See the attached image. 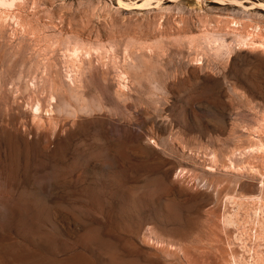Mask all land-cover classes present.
<instances>
[{
  "label": "rangeland",
  "instance_id": "1",
  "mask_svg": "<svg viewBox=\"0 0 264 264\" xmlns=\"http://www.w3.org/2000/svg\"><path fill=\"white\" fill-rule=\"evenodd\" d=\"M255 82L264 0H0V264L254 262L203 193H258Z\"/></svg>",
  "mask_w": 264,
  "mask_h": 264
},
{
  "label": "bare ground",
  "instance_id": "2",
  "mask_svg": "<svg viewBox=\"0 0 264 264\" xmlns=\"http://www.w3.org/2000/svg\"><path fill=\"white\" fill-rule=\"evenodd\" d=\"M119 2V1H118ZM219 49H222V48H219ZM91 63V62H90ZM90 66H91V64H90ZM58 77H60V76H58ZM61 79V78H60ZM255 80V79H254ZM63 82V81H62ZM61 83V82H60ZM252 83V82H251ZM256 84V87H257V89H258V91L260 92V97H261V101L260 102H258L259 100H257V102H256V100L255 99H257V98H254V100H255V103H256V105H255V103L254 104H252V106L254 105L256 108H260V112L257 110V109H255V107L253 108V107H251V108H253V109H255L256 111H254V112H256V115H258L257 113L259 112V115L258 116H256V117H258L259 118V120H258V123H256V127H254L253 129V131H252V129H251V131H252V133L253 134H251L252 136H250L251 138V143H252V145L249 147V148H247L248 146H242V147H244L243 149H242V147H240L241 149H242V151L241 150H237L239 147H237V149H235V148H232V150H230L228 153L230 154V155H232V157H233V155H235V158H236V150L239 152V155H240V153H241V155H243L242 156V158H245V155H252V157H254L253 155H256L257 156V158H258V160H259V157L262 159V161L263 162H261L260 164H259V161L261 160H257L258 161V163H257V165L259 164V167H260V165H263V167H261L262 168V170L260 171L259 170V168L256 170L255 169V167L253 168V166H257V165H253L252 167H249V166H251L250 164L248 165L247 164V161H246V164L245 163H243L242 162V164H245L247 167H249V168H253V169H255V170H253V169H250V172H252L251 173V175H254V176H257L258 178V180L257 181H259L258 182V185H257V187H258V193H257V195L256 196H248L247 194H245V192H244V190H245V188L246 187H248L247 185H249V183L247 184V180H246V183H242V182H245V181H242V182H239L238 184H237V181H236V184H237V188L235 189V188H233L234 187V183H233V185H231V187H232V194H230V192H229V194L227 193L228 192V190H227V192H225V190L223 191V190H221L220 189V187L218 188V189H220V191L217 189V187H216V189H212V191H213V194H211V193H203L204 195H203V200H205V201H207L208 203H213V205L212 206H214L213 208V212H214V210H216V208L217 207H220V209H219V211L218 212H220V210H221V207H222V210H223V212L226 210H230V208L228 207V209H225L226 207H227V204L228 203H230L231 204V208H233L234 206H236L235 208H236V210L237 209H240V210H242V212H243V214L241 215V217H240V215L238 214L237 215V217L239 216L240 218H242V221L241 222H239L238 221V218L237 217H235V216H233V212L236 214V212H238V211H233L232 212V218H236L237 220L236 221H238V222H236V221H234L233 219H231L230 220V216L228 217L225 213H226V211L223 213V217H222V215H221V217L223 218V219H221V220H223V222L226 224H230L231 225V227L229 228V229H224V230H226L225 232H224V235L228 232V233H231L232 232V230L234 231V229L237 231V232H241L243 235H244V237H242L244 240H243V244H244V246H243V244L241 245V246H243V248H242V251L240 250V248H239V251L241 252V253H243V256H244V252H245V254H247V252H249V253H251L252 255V257L254 258H252L251 259V261H254V262H252L251 264H264V256H263V254L262 253H264L263 251V247H264V85L262 84V83H259V82H255ZM58 85V84H57ZM62 86V85H61ZM55 87H56V85H55ZM79 87H81V86H79ZM255 87V88H256ZM62 88H63V86H62ZM58 89V88H57ZM69 89V88H68ZM257 95V94H256ZM253 111V110H252ZM258 111V112H257ZM252 114V113H251ZM256 122H257V119H256ZM232 135V134H231ZM249 139V140H250ZM220 141V140H219ZM242 141V140H241ZM239 144V143H238ZM242 144V143H241ZM236 146V145H235ZM232 147V146H231ZM204 148V147H203ZM223 148V147H222ZM239 148V149H240ZM191 150V149H190ZM206 150H208V149H206ZM220 150V149H219ZM229 150V149H228ZM215 151H216V149H215ZM222 151V150H221ZM241 151V152H240ZM202 152V151H201ZM218 151H216V153H217ZM237 152V153H238ZM214 153L215 152H212V154L214 155ZM215 153V155H217ZM220 153V152H219ZM203 154H205V149H204V151H203ZM206 154H207V152H206ZM205 154V156H207V155H209V153L206 155ZM211 154V155H212ZM229 155V156H230ZM238 155V156H239ZM241 155L239 156V157H241ZM218 156V155H217ZM224 156H226V154L224 155ZM228 156V155H227ZM228 156V157H229ZM248 156H246V158L248 157ZM256 156H255V159H257L256 158ZM213 157V156H212ZM219 157V156H218ZM251 157V156H250ZM206 158V157H205ZM210 158V157H209ZM224 158H227V157H223V159H221V162H225V160H224ZM242 158H241V161H242ZM211 159V158H210ZM214 160V162H215V164L217 163L218 164V162L217 161H219L220 159L218 158H216L215 156H214V158H213ZM217 159V160H216ZM228 159V158H227ZM226 159V160H227ZM224 160V161H223ZM229 161L231 160L232 161V159H231V157H230V159H228ZM227 160V161H228ZM236 160V159H235ZM235 160H234V162H235ZM238 160L240 161V159L238 158ZM243 160H246V159H243ZM248 160H249V158H248ZM252 160V159H251ZM209 161V160H208ZM212 161V160H211ZM210 161V162H211ZM226 161V162H227ZM238 161H236L235 163H237ZM232 163H233V161H232ZM250 163V162H249ZM253 163V162H252ZM221 164V163H220ZM241 163L238 165H235V167L236 168H238V166H239V170H237V173L238 174H242V172H246V170H243V171H241V168H243V167H241V165H242ZM254 164V163H253ZM211 165H212V163H211ZM214 165V164H213ZM223 165H226V163H224ZM244 165V166H245ZM220 166H222V164L220 165ZM233 166V168L234 169H232V168H229V170L231 169V171L232 172H234V174H237L236 172H235V167H234V164L232 165ZM231 166V167H232ZM213 166H211V167H209V168H212ZM214 167H216L215 165H214ZM217 168V167H216ZM222 168H224V166H222ZM227 168V167H226ZM227 168V169H228ZM246 168V167H245ZM245 168H243V169H245ZM248 168V169H249ZM218 169V168H217ZM247 169V168H246ZM216 170V169H215ZM234 170V171H233ZM248 171V170H247ZM231 172V173H232ZM226 173V172H225ZM244 174V173H243ZM243 174H242V176H243ZM245 175H250V173L248 172V174H246L245 173ZM251 175H250V177H251ZM238 177H240V178H238L239 180H241V177L242 176H239V175H237ZM233 177V176H232ZM247 177V176H246ZM205 178V177H204ZM236 178V177H235ZM252 178V177H251ZM254 178V177H253ZM207 179V178H206ZM205 179V180H206ZM203 180V179H202ZM209 180V179H208ZM233 180V179H232ZM245 180V179H244ZM252 180V179H251ZM204 181V180H203ZM202 181V182H203ZM250 181V180H249ZM207 182H209V181H206V183ZM213 182V181H212ZM211 182V183H212ZM216 182V181H215ZM215 182H213V183H215ZM251 182H253V181H251ZM211 183H209V184H211ZM208 184V183H207ZM217 184V183H216ZM204 185V184H203ZM213 185V184H212ZM215 185V184H214ZM214 185H213V187H214ZM216 186H218V185H216ZM211 187V186H210ZM229 187V186H228ZM227 187V188H228ZM206 189H208V187H206ZM205 189V190H206ZM211 188H209V190H210ZM201 190V189H200ZM208 190V191H209ZM201 191H203V190H201ZM209 192H211V191H209ZM221 192H224V194L222 195V193ZM202 193V192H201ZM4 195V194H3ZM2 195V196H3ZM13 195V194H12ZM143 195V194H142ZM4 197V196H3ZM9 197V196H8ZM146 197H147V195H146ZM146 197H144V199L146 198ZM153 197V196H152ZM7 198V197H6ZM154 198V197H153ZM152 198V199H153ZM142 199V198H141ZM149 199V198H148ZM11 200H13L12 198H11ZM10 200V201H11ZM24 200V199H23ZM37 201V200H36ZM151 201V200H150ZM155 201V200H154ZM9 202V200H6V199H4V198H2V199H0V211H1V209L3 210V211H6L8 214H10V215H17V214H19L20 212H22V211H27L28 210V206L29 205H27L26 203H24V202H14L13 204H10V202ZM141 201H139V203H140ZM156 202V201H155ZM232 204L234 205L233 207H232ZM31 205H32V203H31ZM30 205V206H31ZM39 205V204H38ZM255 206H256V209H253V208H255ZM32 207V206H31ZM34 208V207H33ZM36 209V208H35ZM225 209V210H224ZM234 209V208H233ZM229 210L227 211V214H229L230 215V213H231V211L229 212ZM232 210V209H231ZM239 210V211H240ZM31 211V210H30ZM45 211V210H44ZM5 212V213H6ZM216 212V211H215ZM229 212V213H228ZM3 213V212H2ZM27 213V212H26ZM52 213V212H51ZM220 214H222V213H220ZM234 214V215H235ZM244 215V216H243ZM8 216V215H7ZM219 216V215H218ZM5 217V216H4ZM17 217V216H16ZM220 217V216H219ZM233 220V221H232ZM221 222V221H220ZM219 222V223H220ZM227 224L225 225V227L227 226ZM220 225V224H219ZM222 225H224V224H222ZM218 226V225H217ZM221 226V225H220ZM253 227V228H252ZM255 228V229H254ZM222 229V228H221ZM239 231H238V230ZM240 229H242V230H240ZM239 232V233H240ZM241 233L240 234H238V235H240L241 236ZM233 234H234V232H233ZM237 234V233H236ZM228 235V234H227ZM226 235V236H227ZM230 235V234H229ZM252 237H251V236ZM225 236V237H226ZM232 236V235H231ZM235 236V234L233 235V237ZM238 237L237 239H236V237L234 238V239H236V241L237 240H239V238H241V237ZM34 237H35V235H34ZM229 237V236H228ZM249 237H250V241H251V239H252V244H251V242L249 241ZM224 238V237H223ZM227 238V237H226ZM241 238V239H242ZM230 239V238H229ZM229 239H226V241L227 240H229ZM247 239H248V241L250 242V246H248L247 248H246V245H247ZM35 240H38V241H43L44 239H42L41 237H36L35 238ZM232 239H230V241H231ZM230 241H228V244L230 243ZM232 242H233V240H232ZM238 242H242V241H238ZM39 243V242H38ZM236 243V242H235ZM239 244H241V243H239ZM38 245V244H37ZM230 245V244H229ZM237 245V244H236ZM44 246V245H43ZM233 246V245H232ZM234 247H236V246H234ZM234 251H235V248H234ZM238 252V251H237ZM247 255H249V256H247V258L249 257L250 258V254H247ZM239 256H241V255H239ZM243 256H242V258H243ZM246 256V255H245ZM246 258V259H247ZM236 259V258H235ZM237 259H238V257H237ZM244 259L245 258H243V261L241 262H239V263H243V264H247V263H250L248 260V262L246 263V260L244 261ZM238 262H237V264H238ZM245 262V263H244ZM110 264V263H109ZM234 264V263H233Z\"/></svg>",
  "mask_w": 264,
  "mask_h": 264
}]
</instances>
